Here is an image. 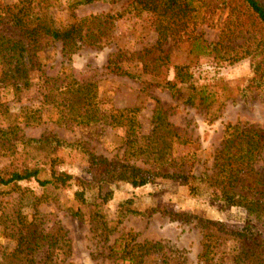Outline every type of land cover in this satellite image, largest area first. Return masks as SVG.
I'll list each match as a JSON object with an SVG mask.
<instances>
[{
  "label": "rangeland",
  "instance_id": "rangeland-1",
  "mask_svg": "<svg viewBox=\"0 0 264 264\" xmlns=\"http://www.w3.org/2000/svg\"><path fill=\"white\" fill-rule=\"evenodd\" d=\"M17 1L0 0V7ZM72 1H50L53 22L58 29L74 21L68 9ZM131 3L132 0L99 1L75 8V19H91L88 27L94 30V38L101 39L102 46L82 44L78 49L64 51L62 43L55 42L37 54L38 68L31 73L33 81L28 91L21 92L18 98L9 89L0 93V128L17 125L18 135L25 138L55 136L75 145L71 149L47 147L42 152H28L29 159L56 156V169L74 177L70 190L60 193L39 187L33 181L16 184L17 191L44 198L35 209L33 200L21 197L17 191L5 188L9 193L0 195L1 264H129L115 263L118 256L110 251L115 242L124 245L129 241L128 234L135 238L133 243H158L148 257L142 258L144 264H203L198 262V256L205 232L192 222H181V216L221 222L226 225V231L234 230L245 221L244 209L224 208L213 191L192 193L185 186L161 178L140 188L117 182L112 187V199L105 206L108 219L115 220L119 204L127 200H131V209L140 213L155 211L149 217L127 215L104 243L94 230L88 205H80L74 199L78 181L91 179L87 158L77 147L108 160L120 158L125 148L124 129L104 121L91 126L56 124L55 109L46 105L49 88L51 92L56 91L72 80L91 83L101 112L110 114L116 109L137 108V133L140 136L154 133L156 140L161 137L162 143H157V148L163 146L168 150L173 168L190 170L196 176L211 174L215 153L222 146L228 124L264 128V85L259 89L245 87L250 76L249 61L244 59L230 65L224 61L223 52L215 53L206 47L217 42L224 45L230 39L232 47L243 44L249 37L241 34L237 35L238 39L229 37L227 10L204 13V18L189 25L185 32L168 35L162 41L161 49L167 53L170 64L169 80L176 65L187 66L192 74L193 88L179 86V91L173 94L155 86L153 78L141 71L138 58L145 56V51L159 39V19L149 12L136 13ZM105 16L113 18L105 20ZM10 30L0 24L1 33L14 37ZM117 56L121 57L116 60L123 69L139 79L119 76L107 69V61ZM23 106L42 107L43 122L26 126L19 117ZM156 108L162 112V121L170 132L175 134L171 140L164 142L166 131L154 119ZM13 149L16 153L24 150L15 141L0 140V169L17 157L11 155ZM143 160L131 163L140 168L154 167L153 160ZM76 211L80 217L72 216ZM214 233L212 263L234 264L232 260L241 243L229 234Z\"/></svg>",
  "mask_w": 264,
  "mask_h": 264
},
{
  "label": "trees",
  "instance_id": "trees-1",
  "mask_svg": "<svg viewBox=\"0 0 264 264\" xmlns=\"http://www.w3.org/2000/svg\"><path fill=\"white\" fill-rule=\"evenodd\" d=\"M51 0H18L16 3L0 7V24L9 27L14 37L0 32V93L9 89L18 98L23 91L32 86L31 73L38 68L37 54L61 42L63 50L72 51L82 44L102 46L101 39L93 36L90 30V18L75 19V8L94 2L115 3L120 0H74L69 3L71 19L74 20L66 27L58 29L53 22ZM132 8L136 13L149 12L158 19L159 39L155 45L140 56L141 71L153 79L154 85L164 87L171 93H177L179 86L192 87V74L187 66L176 65L172 68V79L169 80L170 64L168 55L161 49L162 41L168 35H178L185 32L189 25H195L203 19V14H212L216 10H227V27L229 37L239 38L249 36L243 44L230 47L232 41L224 45L217 42L208 44L215 53L224 54V61L233 65L244 59L250 63V76L246 82L247 89H259L264 85V0H132ZM105 20L113 17L105 16ZM96 20L99 19L95 18ZM102 20V19H100ZM98 20V21H100ZM100 26V25H99ZM107 61V69L119 76L139 79L128 69H123L116 59ZM47 93V106L55 109L54 122L58 125L76 124L91 126L104 121L109 126L124 129L125 148L120 158L108 160L88 152L78 146L88 162L89 181L80 179L74 199L80 205H88L90 220L95 232L104 243L109 236L116 232L117 226L129 215L151 216L155 210L140 213L131 209V200L118 206L115 220L108 219L105 206L112 199L113 185L117 182L128 183L132 188H140L153 183L156 178L167 179L185 186L192 193L205 191L215 192L224 208L238 207L245 211V221L232 231H226V225L196 216H181V222H192L204 231L202 251L198 262L214 263L215 233L229 234L240 243V249L233 258L234 264H264V128H256L246 124H228L222 146L214 156L211 174L196 176L190 170L184 172L173 168L168 150L163 146L157 148L161 137L156 140L153 133L150 136H140L137 133V108L115 110L107 114L100 111L94 86L91 83L80 84L70 81L61 85L56 91ZM1 107V106H0ZM42 107L37 109L23 106L19 117L26 126H38L43 122ZM162 112L156 108L154 119L159 122L162 130L166 131L164 142L171 140L173 135L164 123ZM158 124V123H157ZM159 127V126H157ZM159 127V128H160ZM159 128L157 130H159ZM17 125L0 128V140L22 146L23 152L12 150L13 160L9 165L0 169V195L9 193L5 188L17 191L16 184L20 182H35L39 187L50 188L63 193L73 186L74 177L56 169L58 158L29 159L28 152L46 149L73 148L74 144L58 139L55 136L46 138H25L18 135ZM13 145V144H12ZM39 153V152H38ZM21 155V156H20ZM152 161L153 168H140L131 161ZM168 168V169H166ZM21 197L33 200L34 209L44 198L33 193L28 196L23 191H17ZM92 193L89 197L88 194ZM46 199L48 196L45 197ZM72 216L80 217L79 211ZM169 216H172L169 214ZM178 215H174L176 217ZM129 241L123 244L115 242L111 247L115 263L144 264L143 257H148L158 243H133L135 238L126 236ZM118 246H122L117 250ZM117 247V248H116ZM118 251L120 254H118ZM213 262V263H212ZM1 264V263H0Z\"/></svg>",
  "mask_w": 264,
  "mask_h": 264
}]
</instances>
